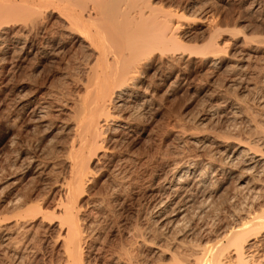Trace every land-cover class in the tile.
Here are the masks:
<instances>
[{"label":"rangeland","instance_id":"rangeland-1","mask_svg":"<svg viewBox=\"0 0 264 264\" xmlns=\"http://www.w3.org/2000/svg\"><path fill=\"white\" fill-rule=\"evenodd\" d=\"M157 4L187 8L189 18L178 29L183 46L171 61L165 59L162 66L158 62L159 67L147 73L153 94L150 110L136 112L132 129L109 131L107 136L121 140L107 143L109 157L96 155L89 163L92 177L77 201L85 264H179L195 244L214 243L239 216L246 218L264 208L261 196L249 192L254 174L215 171L226 153L252 147L264 157V0H157ZM49 12L37 14L39 26ZM53 14L52 23L60 25L61 18ZM13 18L0 26V264H72L63 242L68 225L61 223L58 213L71 134L56 131L55 125L43 129L30 109L49 103L53 106L49 113L54 114L60 101L71 105L82 93L78 80L91 51L82 48L85 42L78 38L66 39L63 49L51 56L30 46L20 51L19 38L36 32L41 36L44 31L31 27L28 18ZM56 26L53 32L59 31L55 35L62 40L61 27ZM209 43L220 49L214 53L215 65L200 54ZM25 96L32 102L22 107ZM68 107L60 117L71 125ZM121 118L114 115L110 127L123 124ZM211 158L206 186L196 190L194 206L183 212V192L171 187L173 173L193 161L206 165ZM255 180L258 186L264 184V175ZM13 199L26 205L13 209ZM36 201L43 203L45 216H18ZM184 213L186 220L177 227Z\"/></svg>","mask_w":264,"mask_h":264},{"label":"bare ground","instance_id":"bare-ground-1","mask_svg":"<svg viewBox=\"0 0 264 264\" xmlns=\"http://www.w3.org/2000/svg\"><path fill=\"white\" fill-rule=\"evenodd\" d=\"M158 4L157 0H0V26L13 17L14 20L16 17L21 20V17L22 19L28 18L27 21L30 20L29 24L32 22L30 24L32 25L31 27L39 30L41 26V30L44 31L41 36H39V32H36L35 35L31 34L30 37L17 38L16 46L20 51L24 47L30 46L29 48L33 51L40 52L43 55H55L59 53V50L63 49L66 39L70 38H78L79 41L80 39L83 40L85 44H83L84 47L82 48H87L88 51H91L86 54L90 58L87 57L85 62L83 61L84 69L83 71L81 70L83 73H81L78 80L81 83L80 86H82V93L76 92L77 95L78 93L80 95L77 98L74 97L76 100L71 105L67 104L69 110L71 109L70 113H72L71 116L66 114L72 120L71 125H68L69 119L66 120L60 117L64 113V108H67L66 100L64 101L65 104L62 100L60 102L63 104L54 106V114L52 112L49 113L50 108H53L49 103L39 102L30 109L31 117L43 129H51L55 125L56 131L60 129L61 133L66 131L71 134L69 135L70 142L65 149L68 169H65L67 170V175L61 181L63 193L59 198L61 211L58 213L62 217L61 223L68 225L63 242L67 260L72 264L84 263L82 246L84 231L77 201L78 197L81 196H78L80 191L84 190L92 177L90 175L92 169L89 167L92 157H96V155L103 158L109 157L110 155L108 156V154L112 152H110L107 143L112 142L115 145V143H118L116 141H118L119 137L114 136V134L113 136H107V133L109 131L114 133L118 129L120 131L121 129H132V125L135 124L133 122L136 120L137 123L136 118L138 117L136 116L139 115H136V112L141 110L140 113H142L143 110L149 109L153 94H151L147 73L152 69L155 70L156 66L159 65H157L158 62L162 63V66L165 59L171 61L174 57V51L183 46L178 36V29L181 28L182 22L189 18L185 12L187 8L185 9L181 6L176 8L164 7ZM43 11H50L52 14L57 12V16L61 18V23L60 25H55L61 27V29L60 27L58 28L60 31L62 30L63 36L61 35L60 37H62L63 41L56 38L55 33L57 30H55V33L53 32L54 29L52 28H55V25L52 22L56 16L51 21L50 12L48 17H46V22L41 19L42 21L44 20L43 25L39 26L37 24L35 17L40 16ZM44 14L45 12L42 14L43 17ZM32 16L34 18H31ZM38 18L37 20H40ZM33 19L34 21H32ZM27 21L25 24L28 23ZM2 38V35H0V40ZM81 42L80 44L82 45ZM84 50L86 51V49ZM219 50L216 43H209L200 50V54L209 58L212 65H215L217 59L215 52ZM84 54L82 55L84 56ZM168 61V65L171 64ZM80 69L82 68L80 67ZM164 76L168 77L166 74ZM75 84L77 85V83ZM67 86L66 84L65 87ZM26 97H23L21 101L19 100L22 107L32 102ZM114 110L118 111V114H114ZM114 115L121 116V123L123 124L115 121L118 125L115 123L114 126L110 127L109 123L113 121ZM116 118L118 117L116 116ZM118 119L117 121H119ZM57 122H61V124L59 123L60 125L57 126ZM119 139L121 140V137ZM259 152L261 150L251 147L241 151L226 153L225 157H223L224 162L217 168L215 166V171H220L221 173L238 171L239 173L241 172V175L242 172L254 174L255 178H251L253 184L249 187V192H252L254 197L259 196V199L261 196L264 200V184L260 186L254 184L256 183V177L260 179L264 175V157ZM113 156L115 155L113 154ZM211 161L212 158L210 161L207 160L206 165L208 167L204 165L205 163L201 165L200 163L202 162H189L182 172L173 173V184L171 183V187H174L177 192H183L184 203L182 205L185 207L180 209L183 212L185 209L194 206L193 196H195L196 190L206 186V176L209 174L208 168H211L210 166L213 163ZM53 167L55 166L53 165ZM238 178V184H241L242 180L239 176ZM192 179L195 180L190 184ZM240 186L242 187V185ZM207 199L205 198L203 202H206ZM15 200L13 199L11 202L13 203L11 206H14L13 209H20L26 205L24 203L26 199L21 201L24 204H16L18 199ZM163 200L161 202H164ZM252 200L254 199L252 198ZM255 201L257 200L255 199ZM252 203L254 202L252 201ZM42 204L41 201H36V204H29L31 206H27V209H24L25 211L23 212H18V216L28 215L35 217L37 213L45 216L44 205ZM185 215L184 213L177 221V227L183 222ZM245 215H247L246 218L238 215L239 221L225 228L214 243L195 244L185 260L183 259L179 264H264V250L261 248L264 245V208L261 209V213L255 211L253 215L251 213ZM260 234L263 235V238L256 241V236ZM230 253H233L235 257L229 258L228 255Z\"/></svg>","mask_w":264,"mask_h":264}]
</instances>
